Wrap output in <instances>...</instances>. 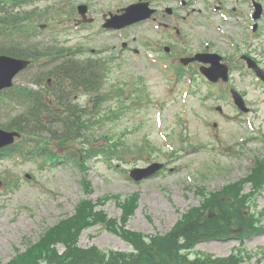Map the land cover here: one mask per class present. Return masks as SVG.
Masks as SVG:
<instances>
[{"label": "rangeland", "instance_id": "obj_1", "mask_svg": "<svg viewBox=\"0 0 264 264\" xmlns=\"http://www.w3.org/2000/svg\"><path fill=\"white\" fill-rule=\"evenodd\" d=\"M52 1L58 6H64L65 3L71 4L78 0ZM127 1L109 0L108 4H123ZM38 5L49 7L47 0H40ZM49 18L56 19L52 16ZM201 31L202 37L216 35L215 32L210 34L207 30ZM210 31H213V27ZM258 35L252 53L255 52L264 68V21ZM71 36L76 37L74 32H71ZM217 45L225 49L223 44ZM139 72L146 73L149 78L145 83L147 98L139 106L130 105L132 98L127 95V90L118 99L119 102L125 101V105L114 99L103 103L101 114L108 109L122 108V112L101 129H97V125L94 129L97 134L108 133L120 137L125 145L147 138L153 147L160 148L162 152L154 151V156L149 158L129 155L126 161H116L118 168L101 158L89 160L84 175L89 183V192L82 188L80 179L83 172L75 164L59 163L40 168L31 161L18 163L13 157H1L0 181L14 176L21 186L11 190L4 182H0V263L10 260L18 250L24 251L29 242L37 241L42 232L60 218L71 215L74 206L82 199L96 202L106 195L118 194L124 198L137 193L138 207L129 218L127 228L148 235L163 234L173 226L181 213L199 204L201 196L197 193V187L203 186L206 192L216 191L246 176L256 155L264 157V87L255 85L251 76L234 74L233 80L235 87L241 92L246 91V105L251 109L248 115L239 112L224 94L209 98L206 84L198 80L197 76H193L192 93L190 90L187 112L183 114L177 90L182 82L176 84L168 81L164 75L155 76L152 67L144 66L133 57H129L123 66L112 73L120 80L113 79L107 84L123 81L130 83L127 77ZM185 78H182L183 82ZM216 106L221 107V113L215 110ZM157 108L162 112L155 111ZM2 117L5 116L1 110L0 121H5L6 118ZM164 133L168 139L162 137ZM187 138L189 140L185 143ZM194 142L201 145L191 148ZM170 144L174 151L169 147ZM181 145L184 147L181 148ZM152 161L165 162V170L137 183L128 177L129 169L143 167ZM26 173L30 175L27 179L29 181L24 178ZM201 173L205 174L204 178ZM250 189L249 184L245 185L244 193ZM250 204L253 213L264 208V188ZM101 209L111 218H119L121 215V209L113 200L105 202ZM260 222L264 226V216ZM78 244L81 247L96 245L106 250L132 249L120 237L102 230L99 225L84 229ZM239 247V255L244 252L251 255L240 264H264V232L245 239L241 245L233 239L200 241L194 245L191 254L194 256L196 252H206L225 256ZM57 248L60 252L63 250L61 244Z\"/></svg>", "mask_w": 264, "mask_h": 264}, {"label": "trees", "instance_id": "obj_2", "mask_svg": "<svg viewBox=\"0 0 264 264\" xmlns=\"http://www.w3.org/2000/svg\"><path fill=\"white\" fill-rule=\"evenodd\" d=\"M250 179L259 183L261 176L257 175L254 170ZM135 203L136 199L131 197L123 204L122 221H125L128 215L133 212ZM243 203L244 198L237 195V186L230 185L221 192L204 198L200 207L188 210L172 230L165 235L147 236L126 230L122 226L116 227V221L110 220L112 231L132 243L136 249L135 253L118 251L99 253L96 248L83 250L70 244L62 255H58L50 247L52 239L46 236L9 264H40L39 258L43 253L46 255L45 259L48 264H239L244 257L238 254L215 257L211 254L200 253L194 259H189L187 252L195 242L204 237H221L236 232V225L247 226L251 231L258 230L253 226L251 218L244 217L241 211ZM89 206L88 202L82 203L78 208L77 217L73 220L63 221L48 234L59 235L62 233L68 238L67 223L69 225L70 221L73 225L80 221H86L88 215L85 212ZM89 210L91 211V208ZM93 218L98 219L97 216H93ZM70 234L72 239L73 235L71 232Z\"/></svg>", "mask_w": 264, "mask_h": 264}]
</instances>
